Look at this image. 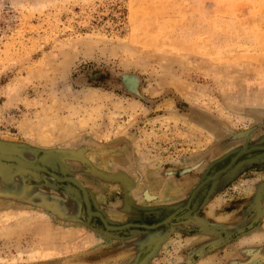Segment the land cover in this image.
I'll list each match as a JSON object with an SVG mask.
<instances>
[{"label":"rangeland","instance_id":"obj_1","mask_svg":"<svg viewBox=\"0 0 264 264\" xmlns=\"http://www.w3.org/2000/svg\"><path fill=\"white\" fill-rule=\"evenodd\" d=\"M0 155V264H264V0H0Z\"/></svg>","mask_w":264,"mask_h":264},{"label":"water","instance_id":"obj_2","mask_svg":"<svg viewBox=\"0 0 264 264\" xmlns=\"http://www.w3.org/2000/svg\"><path fill=\"white\" fill-rule=\"evenodd\" d=\"M254 148H255V147H254ZM247 150H248V149H242V150H240V151H239V152H238V153H237V154L231 159V162H233V161L236 159V157H237L238 155H240L241 153L246 152ZM0 160L13 161V162H16V163L20 166V160H19L18 158H16V157L0 155ZM25 164H28L29 166H24V167H21V166H20V167H21L22 169H33V170L44 171V172H46L47 174H49L51 177L55 178L56 180H60V179H59L58 177H56L54 174H52V173L46 171V169L43 168L42 166H39V165H33V164H30V163H25ZM222 171H223V170H222ZM222 171H219V172L215 173L214 176L217 175V174H219V173H221ZM214 176L207 178L205 181L212 179ZM63 179H65L66 181L71 182L73 185H75L76 187H78V188L81 190V192H82V199H83L84 205H85V207H86V213H87L88 215H96V216L101 220V222L103 223V225H104L107 229H121V228L127 226V225H124V226H109V225H107V224L105 223V221L103 220V218H102L98 213H95V212L93 213V212H91V211L89 210V204H88V201H87V199H86V197H85V194H84V191H83L82 187H81L78 183H76V181H74L73 179H71V178H69V177H64ZM186 206H187V203H186L185 207H186ZM177 211H179V210H177ZM177 211H175L174 213H172V214H170L168 217H166V219H165L164 221L170 219V218H171V217H172Z\"/></svg>","mask_w":264,"mask_h":264},{"label":"bare ground","instance_id":"obj_3","mask_svg":"<svg viewBox=\"0 0 264 264\" xmlns=\"http://www.w3.org/2000/svg\"><path fill=\"white\" fill-rule=\"evenodd\" d=\"M26 162H24L23 160H20V166L24 167V166H29L28 164H25Z\"/></svg>","mask_w":264,"mask_h":264}]
</instances>
